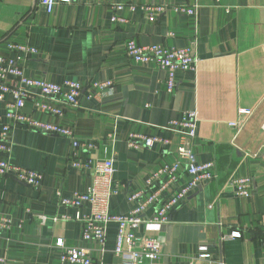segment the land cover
Here are the masks:
<instances>
[{"label": "crops", "instance_id": "obj_1", "mask_svg": "<svg viewBox=\"0 0 264 264\" xmlns=\"http://www.w3.org/2000/svg\"><path fill=\"white\" fill-rule=\"evenodd\" d=\"M118 5L123 9L115 11ZM129 5L137 7L131 11ZM141 5L184 6L195 13L169 10L150 21ZM113 14L126 23L113 22ZM131 39L165 48L192 44L197 68L176 72V87L167 92L165 70L126 57L125 43ZM9 44L34 48L36 54L11 51ZM0 56L13 60L29 78L55 84L73 80L83 87L79 106L61 118L36 112L29 102L23 112L93 142L92 157L113 158L119 191L109 201L112 215H127L132 209L128 197L144 190L145 180L161 165L175 160L178 137L165 127L195 110L193 151L198 163H214L216 178L194 190L168 223H144L133 231L137 239L159 240L156 262L139 264H186L199 254L223 264H264V0H74L57 4L51 13L37 0H0ZM104 81L113 82L111 91H90L94 82ZM10 102L8 94L0 101L1 116ZM240 110L251 115L235 136L228 124L244 118ZM133 134L170 144L134 149L128 145ZM71 149L67 138L13 127L10 162L42 173L43 182L35 190L0 178V218L12 220L8 230H0V258L9 264H58L59 239L66 248L87 249L92 264H123L114 254L116 225L107 227L103 247L84 241L82 219L89 207L60 203L92 183L88 174L70 166ZM239 178L252 180L248 198L234 195L232 181ZM187 181L181 169L167 193ZM153 212L148 208L144 218L152 219ZM234 232L240 237L231 239Z\"/></svg>", "mask_w": 264, "mask_h": 264}, {"label": "built area", "instance_id": "obj_2", "mask_svg": "<svg viewBox=\"0 0 264 264\" xmlns=\"http://www.w3.org/2000/svg\"><path fill=\"white\" fill-rule=\"evenodd\" d=\"M37 1L46 13H51L57 4H69L74 0ZM128 7L134 11L137 6L129 5ZM113 9L120 11L123 6H114ZM139 9L148 16L150 21L155 20L156 14L166 13L169 10L186 15L195 13L194 9L184 6L141 5ZM112 21L126 23V20L116 14H113ZM8 48L24 55L36 54L34 48L25 45L9 44ZM125 55L135 64L156 65L165 70L167 77L164 85L167 92H172L176 87V72H194L198 64L192 44L185 48H165L161 45L142 46L131 39L125 43ZM112 89V81L94 82L90 87V91L97 94H104ZM82 90L83 87L73 80H64L55 84L29 78L13 60L0 56V101L4 100L6 94L12 97V102L6 103L5 114L0 115V178H13L35 190H38L43 182L42 173L10 162L11 133L14 126L22 125L38 134L69 139L72 147L68 159L70 166L92 178V183L85 192H74L70 198L60 200L61 205L77 210L85 205L89 207V214L82 219V239L84 241L94 240L103 247L107 227L114 224L117 226L114 254L121 258L123 264H139L145 260L154 263L159 256V240L156 238L137 239L133 231L144 223L159 225L168 223L170 214L194 190L216 178L214 163H198L193 151L198 121L197 112L187 111L179 120L169 122L165 130L178 137L175 160L161 165L145 180L144 190L128 197L132 209L127 215H112L109 213V201L119 191V185L113 179L115 173L113 158L92 157L89 152L96 148L93 142L80 141L71 129L36 120L23 112L25 104L29 102L33 105L34 111L61 118L67 109L79 106ZM239 113L243 114L244 118L228 124L235 130V136L251 115L249 110H240ZM108 139L114 142V134H111ZM169 144L170 141L167 139L140 134L131 135L128 141L129 146L138 150L151 149L154 145L167 146ZM78 150H83L88 155L80 158L77 154ZM181 169L187 175L188 181L168 194L169 187L176 182L177 174ZM232 185L236 197L248 198L250 196L252 188L250 178L234 179ZM152 207L154 208L153 218L145 219L144 214L148 208ZM76 219L81 220L78 213ZM11 224L10 218H0V230H8ZM236 237H240L238 232L230 236L231 239ZM55 246L61 250L58 264H92L90 254L85 248H66L61 239L56 240ZM0 264H9V260L0 258ZM186 264L223 263L207 254H199L190 258Z\"/></svg>", "mask_w": 264, "mask_h": 264}]
</instances>
